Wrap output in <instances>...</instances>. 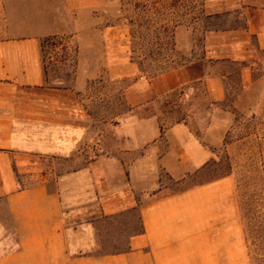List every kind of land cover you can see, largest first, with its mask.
Returning a JSON list of instances; mask_svg holds the SVG:
<instances>
[{"label": "crops", "instance_id": "1", "mask_svg": "<svg viewBox=\"0 0 264 264\" xmlns=\"http://www.w3.org/2000/svg\"><path fill=\"white\" fill-rule=\"evenodd\" d=\"M201 10L199 40L174 31L183 65L150 78L115 23L121 0H0V264H250L235 177L189 184L224 145L217 111L201 138L159 101L201 87L216 107L235 73V101L264 102V0ZM62 36L79 44L70 76L45 63L44 41ZM105 79L130 83L99 122L89 93ZM100 223L120 225L118 250H96Z\"/></svg>", "mask_w": 264, "mask_h": 264}, {"label": "rangeland", "instance_id": "2", "mask_svg": "<svg viewBox=\"0 0 264 264\" xmlns=\"http://www.w3.org/2000/svg\"><path fill=\"white\" fill-rule=\"evenodd\" d=\"M200 5L201 0H121V14H118L120 18L115 23L125 22L128 25L129 58L133 62H143L142 70L148 73L161 66L185 61L177 50V45L173 49L166 37L175 31L178 24H191L190 28L195 30L196 39L199 40L200 28L192 20L198 16ZM159 37L162 40H158ZM43 48L45 63L49 68L67 76L74 72L79 49L77 39L69 36L49 38L44 41ZM139 72L142 75L141 68ZM106 79L97 80L89 93L93 97L90 102L91 109L96 113L99 122L108 121L110 118L114 120L109 116L125 109L121 95L124 86L130 83L126 81L115 84ZM229 85L232 88L229 101L216 107L206 103L203 89L197 87L194 100L180 101V94L177 93L170 97L168 103L166 100L159 101V108L172 112L167 120L169 123L183 115H189L188 121L194 133L201 138L209 130L210 111L212 114L217 111L215 113L218 123L215 129L223 133L224 145L209 167L189 184L195 185L226 175L235 177L249 262L264 264V102L235 101L241 93L235 73ZM263 88L256 89L253 95L261 98L264 94ZM69 226H73V223ZM99 227L102 236L97 240L96 250H118V242L121 240L119 234L122 231L120 225L100 223Z\"/></svg>", "mask_w": 264, "mask_h": 264}, {"label": "trees", "instance_id": "3", "mask_svg": "<svg viewBox=\"0 0 264 264\" xmlns=\"http://www.w3.org/2000/svg\"><path fill=\"white\" fill-rule=\"evenodd\" d=\"M209 20H210V17H207L204 15L203 11L201 10V5H200V12H199L198 16L192 20L193 24H196L197 26L202 28L203 25L204 26L208 25L207 23ZM180 25L181 24H178L176 27H178ZM189 26H191V24ZM166 38H168L169 44L174 49L176 47V43L174 41V32L169 37H166ZM158 40H162V38H160ZM136 63H138L139 67L141 68L142 76L143 77H150V78L161 75V74L166 73V72H169V71L175 69L176 67L183 65V63H179V64H174V65L161 66V67L154 69L150 73H148V72L142 70L143 66H144L143 62L136 61Z\"/></svg>", "mask_w": 264, "mask_h": 264}]
</instances>
